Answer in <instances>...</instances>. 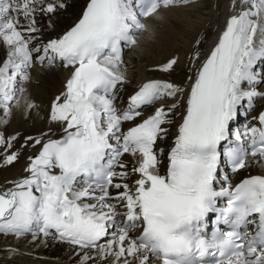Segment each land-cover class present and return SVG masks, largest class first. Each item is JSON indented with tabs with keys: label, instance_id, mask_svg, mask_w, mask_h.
Segmentation results:
<instances>
[{
	"label": "snow or ice",
	"instance_id": "snow-or-ice-1",
	"mask_svg": "<svg viewBox=\"0 0 264 264\" xmlns=\"http://www.w3.org/2000/svg\"><path fill=\"white\" fill-rule=\"evenodd\" d=\"M186 3L152 0L142 7L140 0L135 5L132 0H89L73 26L43 46L30 47L39 31L36 14L47 16L54 29L56 14L67 4L0 0V42L9 48L7 61L0 65V108L5 115L18 102L17 78L28 80L26 70L34 62L59 61L73 69L49 117L63 134L54 138L50 130L47 139L26 137L21 148L39 146L36 154L27 157L26 175L0 192V236L19 240L31 235L33 242L41 235L52 236L78 249V255L83 252L81 264L94 259V249L116 260L135 257L139 264H264V176L246 178L234 188L222 181L216 186L225 162L244 169L249 154L264 160V111L255 118L259 127L243 133L250 137V153L232 145L233 139L241 143L242 133L231 127L245 103L264 98L259 90L264 85V22L257 19L264 21V0H240L247 8L226 21L210 54L201 59L199 51L193 52L194 74L189 76L186 110L166 176L159 174L156 144L167 138L176 104L154 106L165 98L178 102L183 86L149 81L129 97L126 110L115 105L117 85L124 83L119 71L123 48L137 43L135 30L145 29L139 17L153 16L161 6ZM33 53L40 54L35 61ZM177 63L171 58L156 70L170 73ZM146 107L154 111L145 117ZM15 139L0 134L4 166L20 158L18 149L13 152ZM123 155L135 161L131 169L119 159ZM117 166L121 171H115ZM109 188L117 194L111 196ZM222 201L226 207L219 206ZM118 204L125 209L123 226ZM211 219L215 230L208 238L204 233ZM221 223L231 230L220 231ZM248 224L257 227V234L245 246L238 229ZM137 226L142 231L133 238L129 233ZM122 264L130 262L124 259Z\"/></svg>",
	"mask_w": 264,
	"mask_h": 264
},
{
	"label": "bare ground",
	"instance_id": "bare-ground-1",
	"mask_svg": "<svg viewBox=\"0 0 264 264\" xmlns=\"http://www.w3.org/2000/svg\"><path fill=\"white\" fill-rule=\"evenodd\" d=\"M88 2L89 0H79V3L76 2L79 4V8L72 12L68 11V9L74 7V3L64 0L67 7L56 14L53 21L55 24L54 29L49 26L47 16L37 13L35 19L39 31L35 34L36 39L30 47L43 46L50 38L59 36L63 31L73 26L82 15ZM204 6L202 7L203 9L211 10L210 14L208 13L207 19L200 18L195 22L182 20V16L185 15L184 12H187L186 15L188 16L191 14V11H182L181 13L177 11L178 13L176 14L175 11L172 13V7L159 9L156 14L147 17L143 20L146 22L145 30L136 36L137 43L125 53V56L122 57V63L119 65L121 66L119 67V71L124 76V83L117 85L118 90L120 89L123 93L121 104L117 105L115 103L119 110H126L129 97L144 83L149 81H168L175 85L183 86L185 89L184 94L178 97V102L165 98L158 101L154 106L159 107L163 104L167 108L169 105L176 104L175 115L172 117V122L168 125L167 138L158 141L156 144V151H160L159 153L157 152L159 163H161L162 157L166 161V166L163 170H160L161 167H159L158 163L159 174L161 176H166L167 174L169 167L168 155L173 147L178 127L182 123L186 110V98L191 83L189 76L194 74L191 68V56L193 52L199 51L201 59L206 58L218 42V38L225 28L226 21L235 13V10H238V12L244 10L241 7L240 0H213L212 4L206 2ZM199 11L196 8L194 10L197 14ZM19 27L21 30L26 27V22L22 16ZM25 34L27 35V33ZM161 34H167V37L162 38ZM257 36H259V33ZM254 39L255 42L259 41L256 37ZM197 42H199L198 49L196 48ZM8 55L9 48L0 42V65L7 61ZM38 55L40 54L34 53V61ZM171 58L178 60L172 72L163 73L156 70ZM179 70L183 71L180 73ZM26 71L29 79L24 81L18 77L15 84L18 102L12 103L7 109L8 115H5L4 108H0V134H3L6 140L8 137H16L13 142V152L18 149L20 153L19 160L12 166H4L0 162V192L11 187V181L18 180L26 175L24 168L28 163L27 157L36 154L39 146L35 148H21V145L26 142V137L41 139L43 135L47 139L46 134L50 130L54 132V138L63 134L61 127L54 124L49 117L53 101L64 93L66 82L70 79L73 69L65 68L62 62L57 61L53 65L46 61L43 65H38L37 62H34ZM259 90L264 92V85H261ZM256 101H260L256 107L255 105L248 104L250 107L246 111L243 108V112L239 113V115L245 113V117L242 120L244 123L247 122L245 128L239 129L242 135L247 128L258 126L255 118L261 111H264V98L257 99ZM154 107H146L143 111V116L146 117L152 113ZM256 112H258L257 115H255ZM239 115L237 119H241ZM123 127L127 129L129 125L124 124ZM168 138L169 140H167ZM27 142L31 143V141ZM4 151V148H0V153H4ZM119 159L127 162L129 169L135 163L129 155H123ZM2 160L3 156H0V161ZM246 164L247 166L244 169H240L238 173L233 174V185L252 176H264V160L259 156L249 157L246 160ZM115 171L119 172L121 169L117 166ZM114 182L119 181L114 180ZM216 186L218 189L222 186L221 179L217 181ZM78 187H83V185H78ZM112 189L109 188L110 195ZM96 194L99 195V191ZM116 194L113 193L111 196ZM90 202L95 203L96 201ZM117 211L119 216L122 215L121 224L124 220L125 211L122 204L117 205ZM141 231L142 228L133 229L129 235L136 238ZM110 238L111 235L106 239ZM78 251L74 247L60 244L52 238H45L42 235L36 238L34 242L31 235H27L19 240L13 237L5 238L0 236V264H81V257L84 253L80 252L78 255ZM90 255L94 259L88 261V264H122L124 259H127L130 264H139V260L135 257H121L120 260H116L114 255L105 254L99 249L91 250ZM152 264L160 263L153 260Z\"/></svg>",
	"mask_w": 264,
	"mask_h": 264
},
{
	"label": "rangeland",
	"instance_id": "rangeland-1",
	"mask_svg": "<svg viewBox=\"0 0 264 264\" xmlns=\"http://www.w3.org/2000/svg\"><path fill=\"white\" fill-rule=\"evenodd\" d=\"M69 1H72L73 3H74V7H70L69 9H68V11H74V10H76L77 8H79L78 7V3H79V0H69ZM76 2H78V3H76ZM209 3V4H212L213 3V0H187V3L186 4H178V5H176V6H172V10H173V12L172 13H174V11L176 12V14L178 13L177 11H179L180 13L182 12V11H191V14L190 15H186V13L187 12H184V14L185 15H183L181 18H182V20H186V22H189V21H191V22H195L196 20L198 21V19H202V18H205V19H207V15H208V13L210 14V12H211V10H207L206 8H202L203 6H204V4L205 3ZM204 3V4H203ZM203 4V5H202ZM205 7V6H204ZM71 8H74V9H71ZM195 8L196 9H199L200 11H199V13L197 14V12H194V10H195ZM151 28H153V27H151ZM145 30V29H144ZM144 30H142V31H140L139 32V34L141 33V32H143ZM155 33H153V35H154ZM154 36H156V35H154ZM162 38L163 37H167V34H161L160 35ZM157 37V36H156ZM119 67H121V66H119ZM263 67H264V65H263ZM183 70H179V72L181 73ZM185 75H186V73H185ZM123 96V93H122V91L119 89L118 90V92H117V94H116V103H117V105L118 104H120V102L123 100L122 97ZM168 100V99H167ZM170 100V99H169ZM172 129H173V126H172ZM167 140H169V138L167 139ZM159 149V148H158ZM158 152V151H157ZM160 152V151H159ZM158 152V153H159ZM162 159V161H161V163H159V167H161L160 168V170H163L164 168H165V166H166V163H165V158H161ZM240 175H242V173H240ZM113 193L114 194H116L117 193V190L116 189H112L111 190V195H113ZM115 196V195H114ZM122 216V215H121ZM121 216H119V219L121 218ZM51 249H52V247H51Z\"/></svg>",
	"mask_w": 264,
	"mask_h": 264
}]
</instances>
